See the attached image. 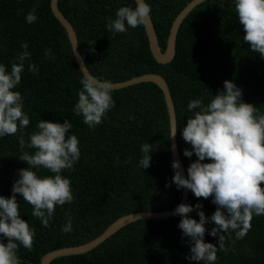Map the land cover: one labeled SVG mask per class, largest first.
Returning a JSON list of instances; mask_svg holds the SVG:
<instances>
[{
  "label": "trees",
  "instance_id": "16d2710c",
  "mask_svg": "<svg viewBox=\"0 0 264 264\" xmlns=\"http://www.w3.org/2000/svg\"><path fill=\"white\" fill-rule=\"evenodd\" d=\"M190 1L145 0L151 7L161 51L172 21ZM57 5L75 31L90 74L112 83L147 73L165 79L175 108L176 141L186 176L197 159L195 155H183L185 150H192L181 134L193 115L187 108L191 100L202 98L205 104L210 103L228 80L242 90V102L264 113V57L244 43L234 0H205L194 7L179 26L175 54L167 64L153 58L143 26L128 28L125 33L108 31L107 19L114 20L121 7L135 8L134 0H58ZM33 8L38 19L28 24L25 17ZM24 43L31 59L25 60L21 83L14 91L22 95L23 111L30 124L15 135L0 137V196L10 198L18 171L29 167L19 160V136L22 132L25 144L30 143V134L37 130L40 120L62 124L67 119L72 124L69 135H76L80 141L81 156L74 170L62 171L72 181L74 201L56 207L50 227H43L31 215L32 206L17 194L20 218L35 229L31 251L19 247L22 264H40L41 257L50 251L85 244L126 214L173 209L179 203L181 189L172 182L175 173L162 91L152 83L113 90L115 107L102 124L89 128L73 111L83 75L64 28L50 10V0H0V64L8 71L13 62L18 63L16 57L24 51ZM46 49H51L49 58L45 57ZM29 64H34L38 73L29 72ZM145 142L153 145L154 151L150 153V167L141 169V146ZM23 151L33 154L35 149L25 147ZM37 174L52 175L45 169ZM198 203L208 218L216 211L211 197L197 199L189 191L186 204L194 207ZM69 217L73 231L64 233L62 228ZM190 218L199 222L197 211L190 213ZM180 220L173 215L130 223L91 251L59 257L50 264H197L187 258L190 238L179 229ZM214 226L211 222L205 225L204 242L219 248V236L209 235ZM225 236L226 247L234 251H218L215 264H264V216H253L251 230L242 240H235L234 232L231 239L227 233Z\"/></svg>",
  "mask_w": 264,
  "mask_h": 264
},
{
  "label": "clouds",
  "instance_id": "9594fccd",
  "mask_svg": "<svg viewBox=\"0 0 264 264\" xmlns=\"http://www.w3.org/2000/svg\"><path fill=\"white\" fill-rule=\"evenodd\" d=\"M135 5V8H119L114 20L109 17L108 31L125 33L128 28L146 25L151 19L150 5L145 0H135ZM234 11L243 26L244 43L250 45L252 52L264 57V0H234ZM35 13L33 8L26 15L28 24L37 21ZM21 47L24 51L17 55L18 63L11 64V71L0 64V137L15 135L30 124L29 116L23 111L22 95L14 91L21 83L25 60L31 59L27 43ZM50 55L51 49H46L45 57ZM28 71L36 74L39 69L29 64ZM80 83L82 89L73 111L83 117L84 124L94 128L102 124L107 113L115 107L113 84L90 73L83 74ZM187 108L193 115L187 119L181 134L192 150H185L183 155L188 158L195 155L197 159L188 167L187 178L180 163L173 161L172 182L178 190H190L197 199L211 197L216 211L208 218L200 210L202 204L194 207L180 204L173 215L181 217L178 227L183 236L190 238V256L187 258L197 264L201 261L215 264L218 251H234L226 247L225 233L228 239L234 232L235 240H242L251 230L253 216H264V113L253 104L242 102V90L228 80L224 81V90L219 91L210 103L205 104L202 98L193 99ZM71 128L67 119L62 124L40 120L27 145L21 132L19 160L27 162L29 167L18 171L19 179L12 186L11 197L0 196V237L7 240L4 243L0 239V264H22L18 257L19 247L31 251L34 244L35 229L20 218L17 194L32 206L31 215L45 228L50 227L57 206L74 201L72 181L62 175L63 170H74L81 156L78 137L69 135ZM176 133L175 125L171 128L170 139H174ZM25 147L35 149L34 153L23 151ZM141 151L139 167L147 169L151 164L153 145L145 142ZM206 160L210 162L205 163ZM40 169L52 175L41 177L37 174ZM194 210L199 222L190 218ZM210 222L215 226L209 235L219 236V248L204 242L205 225ZM62 231H73L71 217Z\"/></svg>",
  "mask_w": 264,
  "mask_h": 264
},
{
  "label": "water",
  "instance_id": "95a60500",
  "mask_svg": "<svg viewBox=\"0 0 264 264\" xmlns=\"http://www.w3.org/2000/svg\"><path fill=\"white\" fill-rule=\"evenodd\" d=\"M205 0H191L175 17V19L172 21L166 46L164 51H161L159 47V43L157 40L156 32L153 26V23L150 19V21L143 25L145 35L147 37L149 50L155 59L157 63L161 64H167L169 63L175 54V41H176V35L179 29V26L181 22L184 20V18L187 16V14L198 4L203 2ZM58 0H50V10L54 16V18L60 23V25L64 28L67 39L71 45V49L73 52L75 63L79 69V71L83 74L90 73L85 66L80 51L78 47V41L75 34V31L72 27V25L69 23V21L62 15V13L58 9L57 5ZM135 2V0H134ZM139 83H152L156 85L163 93L164 102L167 110L168 115V121H169V144H170V153L172 161H178L181 165V170L185 178H187L186 173L183 168V164L179 155L178 147H177V141L176 136L174 139H170L171 136V128L172 126L176 125V115H175V109L172 102V98L170 95V91L168 88V85L165 81V79L154 73H147L143 74L137 77H133L131 79H128L126 81L122 82H115L113 84V90H118L121 88H125L134 84ZM189 190L188 189H181V197L179 200V203L171 210L168 211H162V212H134L129 213L124 216L119 217L114 222H112L98 237L95 239L77 246L72 247H64L57 250L50 251L43 255L40 259V264H50V262L56 258L64 257V256H72V255H79L86 252L91 251L92 249L96 248L99 244L104 242L107 238H109L112 234H114L116 231L121 229L122 227L139 221V220H159V219H165L170 216H173V212L175 208L180 204H186L188 199Z\"/></svg>",
  "mask_w": 264,
  "mask_h": 264
},
{
  "label": "bare ground",
  "instance_id": "6f19581e",
  "mask_svg": "<svg viewBox=\"0 0 264 264\" xmlns=\"http://www.w3.org/2000/svg\"><path fill=\"white\" fill-rule=\"evenodd\" d=\"M175 109V108H174ZM182 158V157H181ZM190 191V190H189ZM151 228V227H150ZM140 231V230H139ZM128 234V233H127ZM174 236V235H173ZM114 237V236H113ZM123 238V237H122ZM121 238V239H122ZM171 238V237H170ZM187 238H189V237H187ZM153 240V239H152ZM115 241H117V240H115ZM188 242V241H187ZM139 243V242H138ZM141 247V246H140ZM186 249H187V247H186ZM156 250V249H155ZM164 252H165V250H164ZM159 253V252H158ZM76 256V255H75ZM137 256V255H136ZM56 261V260H55Z\"/></svg>",
  "mask_w": 264,
  "mask_h": 264
}]
</instances>
